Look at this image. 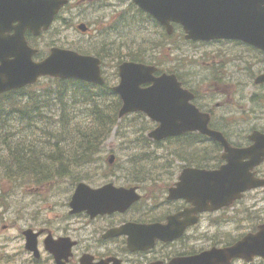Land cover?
<instances>
[{"label":"rangeland","instance_id":"rangeland-1","mask_svg":"<svg viewBox=\"0 0 264 264\" xmlns=\"http://www.w3.org/2000/svg\"><path fill=\"white\" fill-rule=\"evenodd\" d=\"M80 1L82 4L72 14L68 10L70 6L61 13V18L56 21L57 27L55 24L52 27L53 37L58 46L69 49L88 48L100 53L99 46H112L103 64L110 83L117 81V64L136 57L144 63L158 65L161 70L175 72L184 85L197 94L195 103L211 112L213 125L232 138L242 139L240 135H246L252 129L264 130V85H257L254 81L264 72V55L237 41L189 42L178 31L166 39L162 35L163 29L140 11L130 8L124 14L128 18L119 16L129 0ZM104 1L110 4L102 5ZM79 24L88 29L80 31ZM49 36L51 34L42 36L41 39H45L42 47ZM20 97L24 102L35 100L36 107H26L27 117L21 119V124H13L20 119L16 113L0 117L2 123L10 125L0 130V136L10 131L12 138L20 137L33 150L38 149V155L42 149L62 154L59 160H48L46 169L49 170L40 169L41 173L29 170L39 169V161L27 166L19 164L11 174H5L0 168V264H35L32 253L24 249L23 230L40 223L52 226L62 216L66 219L64 204L68 200L70 180L92 176L88 173L100 167L89 164L106 162L112 155L113 162L128 163L123 167L130 168L133 173L135 166L144 168V172L139 171L141 177H161L166 172L165 164L169 162L178 164L190 160L205 163L213 159L210 144L203 142L201 148L188 146L184 149L174 141H163L159 145L152 142L147 134L156 124L142 115L130 114L118 117V123L108 138L99 141L98 152L82 161L78 156L83 149L74 141L80 132L74 126L93 121L85 98L70 86H65L58 96L55 78L45 77L26 88ZM14 101L7 96L1 97L0 107L9 113ZM17 101L21 102L20 99ZM184 140L190 142L189 138ZM236 211L242 216L248 215V225L244 223L236 231L233 225L226 224L225 231L237 234L247 227L254 229L264 220V193L251 190ZM250 264H264V261L256 259Z\"/></svg>","mask_w":264,"mask_h":264},{"label":"water","instance_id":"water-1","mask_svg":"<svg viewBox=\"0 0 264 264\" xmlns=\"http://www.w3.org/2000/svg\"><path fill=\"white\" fill-rule=\"evenodd\" d=\"M143 10L150 13L168 32L170 21L183 26L186 38L193 40H210L215 38H233L252 44L264 51V0H134ZM21 0V20L25 24L34 21L32 13L49 23L52 14L63 3V0H52L51 8L46 13L45 0L31 3ZM18 7L17 0H10V7ZM36 21L32 24L35 26ZM84 30L83 26H80ZM100 60L95 57L79 55L75 52L52 49L50 55L40 62H32L21 55L0 66V93L19 88L36 80L40 75L60 78H77L80 80L102 84ZM120 83L114 87L123 100L119 115L142 110L158 125L149 134L154 139L178 135L189 130H198L212 139L218 140L224 147L222 157L226 164L216 170L185 168L180 175V188L191 186L198 188L191 200L196 202L200 210L219 208L241 195L246 189L264 185V179L253 176L251 169L264 158V133L253 131L249 139L253 141L249 147L233 148L221 132L208 127L209 114L200 112L190 99L193 95L182 88L174 74H162L154 77L153 66L125 61L118 66ZM151 82L145 88L140 84ZM256 83L264 82V74L255 78ZM248 160L243 162L242 160ZM113 161V156L109 162ZM186 179H190L187 181ZM108 184L100 189H91L79 183L72 196V211L88 210L93 214L115 208H125L138 196L131 195L132 189L117 190L113 193ZM123 189V188H118ZM170 192L169 198L178 197V193ZM194 196L196 199H194ZM157 225L132 226L125 225L119 231L129 233L130 248H143L147 244L140 234L149 233L148 240L153 237L166 239L167 230ZM259 231L249 233L233 246L225 249H212L201 255L187 259V264L227 263L230 258L243 257L250 259L253 255L264 257V224ZM25 248L37 254L36 234L31 229L24 232ZM48 248V247H47ZM50 251L51 248H48ZM52 252V251H51ZM62 264V263H61ZM82 264H87L85 259Z\"/></svg>","mask_w":264,"mask_h":264},{"label":"flooded vegetation","instance_id":"flooded-vegetation-1","mask_svg":"<svg viewBox=\"0 0 264 264\" xmlns=\"http://www.w3.org/2000/svg\"><path fill=\"white\" fill-rule=\"evenodd\" d=\"M17 1L18 7L11 8L10 0H0V56L10 58L25 54L26 51L31 50V60L34 62L42 60L52 49L58 47L57 39L53 37L52 27H54V24L57 27L56 21L58 18H61V13L70 6L68 10L72 14L82 4L80 0H67L65 5L59 10L60 13L53 14L48 27H40L38 34H35L32 29L34 21L40 26L45 24V20L32 13L30 19L34 21L28 25L25 24L24 20H21V0ZM27 1L29 2L28 4L38 2V0ZM85 1L96 2L95 0ZM117 1L124 2L125 0ZM51 2L52 0H45L47 10L45 14H48ZM101 4L109 5L110 3L104 1ZM130 8L142 12L133 0H129L119 16L122 19L128 18L124 14ZM76 14L79 13L76 12ZM141 14L152 20L151 16L149 17L146 12H142ZM79 25L77 26L78 29ZM174 31L181 32L179 26L176 24L173 25ZM173 32L167 34L162 30V35L166 39H169ZM48 34H51V36H49L45 46L42 47V41L45 39L41 38ZM246 47L263 55L256 48L251 46ZM73 49L84 55H99L88 48L78 49L75 47ZM108 52L110 53V50ZM162 72L164 71L158 69L155 76H158ZM193 93L197 99L195 91ZM113 102L120 103V97L117 96V99L113 98ZM197 105L200 107L199 104ZM209 115L210 127L218 129L213 125L211 112ZM220 131L223 132L224 137L233 147H245L252 143L248 137L249 133L240 135L242 139H238L232 138L223 130ZM262 131L264 132V130ZM185 137L189 138L190 142L183 140ZM202 142L210 144L213 150V154L210 157L213 159L205 163L187 160L179 162V165L169 162L165 164L164 170L166 172H163L165 174L161 177H141L139 171L144 172V168H137L135 166V168H132V170L135 169L133 173L130 168L123 167V165H128V163L124 162L106 161L89 164L91 167H100L96 168V171L93 170L88 173L92 176L85 175L70 180L69 196L64 204L67 208L66 219L62 216L57 218L55 224L52 226H45L40 223L32 228L36 234L37 249V254L33 257L34 263L82 264V260L85 259L87 264H187L188 258L201 255L207 251H211V249L220 250L228 248L240 241L245 235L257 232L260 225L264 224V220L257 224L254 229L247 227L246 233L243 231L233 234L231 231H225L227 227H224L226 224H231L237 231L244 223L248 225V215L242 216L236 213V209L251 190L245 191L239 198L226 206L212 210H200L198 204L191 200V193L198 192V188L192 189L191 186L180 188L178 183L180 182L181 171L186 167L217 169L227 163L221 156L224 150L218 141L212 140L205 135L203 136L197 131L185 132L180 138V146L183 149L188 146H199L201 148ZM97 152L98 150L94 153ZM195 157L199 156L195 155ZM200 158L203 159V155ZM247 160V158H244L242 161L245 162ZM252 171L254 176L264 179V160L255 166ZM186 180L190 181V179ZM80 182L85 183L92 189H100L110 184L112 187L109 190L113 195L117 190H123L127 194V190L132 189L133 194L139 195V197L125 208L121 206L119 209L103 213L93 214L88 210L72 212L70 199ZM252 190H261L264 193V187ZM171 191H173L172 193H178V197L169 198ZM130 194L132 195V193ZM194 199H196L195 196ZM244 213H248L245 208ZM125 225L132 226L133 228L135 225H157L159 228L166 226L165 229L168 234L166 235V239L153 237L152 241H150L148 240L150 234L143 232L140 234V237L148 241L146 246L132 249L128 245L129 233L119 231V228ZM47 247L51 248L52 252ZM256 259L261 258H254L253 260ZM225 264H250V262L247 263L241 258H231Z\"/></svg>","mask_w":264,"mask_h":264},{"label":"trees","instance_id":"trees-1","mask_svg":"<svg viewBox=\"0 0 264 264\" xmlns=\"http://www.w3.org/2000/svg\"><path fill=\"white\" fill-rule=\"evenodd\" d=\"M99 47L100 53L98 52V50H95L94 52H96L97 54L99 53V55L104 58L103 54H108V51L112 46ZM130 59L133 61L141 60H137L138 58L136 57H131ZM56 81L58 83V96H61L62 89L65 86H70L73 91L79 92V94L88 102L91 110V119H93V121L91 122V120H89L84 125L74 126V129L80 132L75 136V144L76 146H79L83 149L78 158H80L82 161L88 160L96 150H99V141L101 140V142H104L114 129V126L118 123L117 109L119 107V104L118 102H106L107 99L109 100L111 96H113L110 87L106 83L102 86H97L75 79H57ZM31 93L35 92L31 91ZM18 94H20L21 96V91L18 93L14 92L11 95L7 96L16 100L11 103L8 114L16 113L20 118L13 124H21V119H25L27 117V106H32L33 108L36 107V103L34 102L35 100L33 101L31 99L28 101L26 100L25 102L23 100L22 102L23 98H21ZM17 99H20L21 102L17 101ZM8 114H6L0 107V117H4ZM135 115L143 116V114L141 113H137ZM0 124L5 125V127L1 125L0 130H4V128L6 129L7 126H10L8 122L2 123L1 119ZM85 128H88V130H86ZM37 151L38 149L33 150L32 147H30L26 141L21 140L20 137L17 139L12 138L11 132L7 131V134L5 136H0V168L3 169L5 174H11L14 173V170H17L19 168V164L21 166H27L30 162L35 163V161H39V169L32 168L29 170L36 173L37 171L41 173L40 169L43 171L49 170L46 169L48 160H59L62 154V152L60 151L57 152L42 149L40 155H38ZM30 173L36 177L35 173Z\"/></svg>","mask_w":264,"mask_h":264}]
</instances>
